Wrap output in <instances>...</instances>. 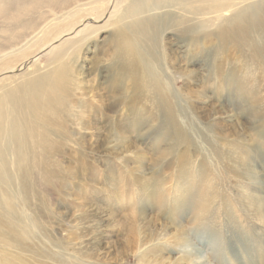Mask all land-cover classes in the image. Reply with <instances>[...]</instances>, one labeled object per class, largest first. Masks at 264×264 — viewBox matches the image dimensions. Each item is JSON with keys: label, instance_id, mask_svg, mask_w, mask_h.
I'll return each instance as SVG.
<instances>
[{"label": "rangeland", "instance_id": "374dc122", "mask_svg": "<svg viewBox=\"0 0 264 264\" xmlns=\"http://www.w3.org/2000/svg\"><path fill=\"white\" fill-rule=\"evenodd\" d=\"M6 1L8 0H0V3ZM110 1H108L101 18L96 19L94 15L82 18L75 24L72 32L62 35L49 46L45 44L46 47L41 49L40 43L53 38L60 29H68L72 21L82 12L74 9L63 18L51 20L54 17L53 14H58L56 11L65 5L74 7L76 2L81 3L82 0H57L51 4L48 1H43L38 7L40 9L35 12L37 15L44 11L47 16L44 15L43 20L47 23L45 26L48 27L44 32L25 39L16 48L17 50L5 59L8 61L12 58L18 60L22 56L38 50L11 70L0 72V83L1 80L9 77H22L26 73L32 72L34 67L40 69L45 67L50 62L48 55L51 47L75 37L86 27H104L90 34L89 41L77 51L73 58L76 59L73 68L74 77L76 79L79 76H77V72L89 76V82L92 83L95 92L93 96L92 94L86 95L89 98L83 100L84 105L95 110L98 120L101 121L102 129L107 127L112 131V134L114 133V136H117L116 138L123 139L126 144L132 145V148L122 154H116L112 149L101 150L94 147L95 144L90 146L91 142L93 144V139L97 138L94 130L91 128L82 131L75 130V125L72 126L68 123V130L71 131L70 137L63 139L56 136L54 141L55 144L59 142V151L61 150L57 157L59 166L57 165L54 176L47 177L40 183H34L33 187L35 188L30 191L24 189L22 184L21 187L18 186L19 179L15 176L5 185L9 193L16 195L15 200L19 207L17 223L19 225L29 224V230L35 235L27 239L29 247L23 246L26 249L25 252L0 244L3 247L0 248V264L5 257H11V254L17 253H20L25 260L27 259L32 264H40L38 260L45 258L40 256L37 251L50 253L51 256L45 259L48 264H99L94 259L89 260L87 256L79 257L71 248L73 244L88 237V235L85 236L86 230L81 229L87 224V219L92 218V220H97L96 223H102L95 229L96 232L107 229L106 232L111 235L109 237L111 248L123 250L129 240L125 236H121L120 229L122 227L113 223L107 228L105 222L109 221L111 217L116 220L120 219L121 222H128L131 215L136 218V215L145 212L147 215L158 217L157 224L152 225L156 230L160 228L158 226L160 222L170 226L172 223L169 224L164 214L171 209L164 213L161 205L164 207L172 205L173 208V202L178 196H182L185 206L179 207L176 215H173L175 217L173 219L186 227L189 241L185 250L191 253L192 258L198 262L203 261L204 264H264V224L257 216L253 215L255 213L248 200L251 195L255 194V190L260 189L257 192V194L259 193L257 198L259 199L260 196V200L264 201V128H262L264 122V64L251 55L254 52L253 45H262L264 36L252 31L249 34L251 37H248L246 41L250 45L249 47L240 48L236 41H229L227 44H222L223 51H219L217 45L221 43L218 44L216 37L210 35L204 43L205 49H197L202 53L198 52L193 55L195 51L191 50L193 49L192 45L187 46L182 38L169 37L171 33L167 31L168 29L167 32L163 30L164 27L178 23V18L181 16L189 17H185L186 19L201 17L192 16L194 12L182 11V9H187L186 4H179L181 2L176 0ZM115 1H118L116 5H114ZM135 1L141 3L140 7L124 21L132 23V17L140 18L139 20L153 19L145 31L140 28L134 33L137 36L142 35L140 45L144 47V54L147 59L153 62L150 64L154 65L156 74L157 72L161 74V76L159 74L157 76L160 80L162 78L163 84L166 83L164 87L167 88L163 93L167 92L178 124L184 130L183 133L189 136V144L177 141V136L172 134V130L168 126L166 112L163 109L154 108L143 94L134 91L130 82L126 81L121 84L119 83L121 79L112 76L115 71L113 69L115 63L113 64L112 60L116 61L117 53L113 50V39L109 37L113 26L111 23L123 14L122 12L131 2ZM192 1L193 5L199 2L198 0ZM245 1L260 5L263 3L264 8V0ZM182 3L184 2L182 1ZM190 11H192V7ZM227 14L226 11L223 12L222 17H228ZM162 17L165 20L161 21ZM5 22L6 20L0 15V43L5 42L1 37L3 36L1 29ZM189 23H192V20ZM208 28L211 30L214 26L211 25ZM27 30L29 29L20 26L14 27L15 35H21ZM205 30L207 31V28ZM168 38L173 39L175 43L170 45V48L167 47L169 46L166 42ZM185 44L186 48L188 47L189 53L187 54L184 50ZM174 47L177 50L172 52V55L177 62H181L185 55H187V59L190 58L194 62L190 66L194 72L189 80H186L183 74H178L169 67L168 57L171 53L169 49ZM5 59L0 60V65ZM262 59L264 61V58ZM69 62L71 63L72 59L68 60ZM110 66L112 68H109ZM115 78H117L116 82ZM111 79L112 81H110ZM79 87L81 88V85ZM217 96L221 97L217 98ZM218 99H220L219 103L223 104L224 112L216 117L213 111L216 110L219 103H216L215 106L213 101L217 100L218 102ZM72 100L73 102L79 101L76 90L72 92ZM108 107L110 108L108 109ZM249 108L254 113L255 119L248 120L241 117ZM195 112L202 115V119L196 118ZM72 114L75 116L73 111ZM232 114L235 115V118L236 114L240 115L238 120L244 125L242 128L237 124L238 128L236 127V129L240 131L239 135L234 134L235 128L232 130L229 123L223 118L226 115L233 118ZM86 116L84 113L82 119L84 120ZM103 117L109 121L104 122ZM86 119L88 122L87 117ZM216 134L218 137H215ZM60 138L61 140H58ZM208 140H212V143L220 146V152L233 155L232 161L225 157H219L221 160L216 159L212 151L213 148L205 143ZM229 143L235 144L237 150L229 152L227 150ZM242 151H245L246 154ZM184 160H187L188 163H185ZM248 166L249 175L245 173ZM138 167H142L145 172H138ZM228 168H231L232 171H229ZM183 169L185 174L180 175L179 173ZM56 172L58 173L56 174ZM256 181H261L262 189L258 186L255 188ZM143 184H146L145 188L151 192V198L146 197L148 192L146 193L147 190L142 189ZM211 189H213V194H211ZM206 190H210L209 197H206ZM160 195L163 196V200L159 201V204ZM2 198L3 196H0V201ZM202 200L203 202L205 200L204 208L200 206L203 204ZM102 207L103 209H101ZM0 213L7 216L1 207ZM200 213L202 214L200 215ZM97 217L104 218V221L99 222ZM62 218H65L64 222ZM30 219H32L31 222ZM85 221L87 222L84 223ZM61 222L64 224L62 225ZM57 224L62 226L58 227ZM147 232L148 228L143 234H139V232L137 234L138 241L141 239L142 241L139 242L141 244L145 242L144 244L140 245L135 237L129 241L130 248L132 247L131 251L127 252L124 262L119 261L118 264H140L137 254L142 253V250L149 248L154 242H156V249H164L165 246L172 247L168 246L169 244L159 245L157 239L146 242L147 238L144 235ZM0 235V238L5 236V232L1 228ZM49 239L60 244L52 245ZM32 245L34 246L32 247ZM173 248V252L164 254L172 258L184 254L185 250L174 246ZM106 249L104 246L101 251H106ZM52 255L60 257L53 259ZM108 256H106V260L105 258L100 260V264H113V259H110V255Z\"/></svg>", "mask_w": 264, "mask_h": 264}, {"label": "bare ground", "instance_id": "6f19581e", "mask_svg": "<svg viewBox=\"0 0 264 264\" xmlns=\"http://www.w3.org/2000/svg\"><path fill=\"white\" fill-rule=\"evenodd\" d=\"M43 1H48L50 2L49 4H51L57 0H8L6 2L0 3V15H2L3 18L6 20L1 29V33L3 34V36L1 37L2 40H4L5 42L0 43V60L8 58L13 51L17 50L16 48H18V46L23 41H25V39L33 37L42 31L44 32V30L48 27L45 26L47 23H45L43 20L45 15L44 11L39 12L37 15L35 12L40 9L38 7L40 4L43 3ZM108 1L110 0H82L81 3L76 2L77 5L73 4L74 7L72 5L70 7H68L69 5H65L63 8L59 9V11H56L58 12V14L54 13V17L51 20L63 18L65 15H69V13L74 9L81 10L82 12L81 15L76 18L77 20L75 19V23H73L75 21L73 20L68 29L58 30V32L54 35L53 38L40 43L39 46L42 45L40 48L44 49L46 46H49V44L59 39L62 35L67 34L70 31L72 32V29L75 24L86 16L94 15L96 19L101 18V16L106 10V5ZM176 1L181 2L179 4H186L185 7H187V9H182V11L185 10L188 13L194 12L192 16L196 15L197 17H201L199 19H186L189 17L185 16V18L181 16L178 18V23L172 24V26L164 27L163 30L165 32L168 29L167 31L171 33L169 37L175 36L178 38H182L187 43V46L192 45L193 49L191 50L195 51L193 55L198 54V52L199 54L202 53L200 51H197V49H205L204 43L207 40V37L210 35H214L216 37L218 44L221 43L217 45L219 51H223L222 44H227L229 41H236L240 48L249 47L250 45L246 43V41L248 40V37H251V35L249 34H251L252 31L258 32L259 34L264 36V13H262V11H264L263 3L261 5L258 3H246L245 0H238L240 2L236 0H198L199 2L197 3L195 0L196 5H193L192 3L194 2L192 0H182L184 3H182L181 0ZM117 3L118 1H115L114 5H116ZM140 5L141 3L139 4L136 1L133 3L131 2V4L126 9H124V11L122 12L123 14L121 13L122 15L117 17V19L113 23H111V25L113 26L111 32L109 33V37L110 39H113V50L117 53V57L115 58L116 61L112 60V63H115L113 67L115 71L112 76H116L121 79L119 81V83L121 84L126 81L130 82L134 91L143 94L144 97L149 100L150 104L154 106V108L163 109L166 112L168 126L172 130V134H175L177 136V141L189 144V136L183 133L184 130H182L181 126L178 124L176 114L172 105L170 104L171 100L167 97V92L163 93L164 91H166L167 88L164 87V84L166 83L163 84L164 81L162 80V78L161 80L159 78L161 74L157 72V74H159V76H157L154 65L150 64L153 62L147 59L146 54H144V47L140 45L142 35L137 36L134 33L140 28L145 31L146 27L151 24L153 19L144 18L139 20L140 18L137 19L132 17V23L124 21L126 17L133 15L138 10ZM191 7L192 11H190ZM225 11L228 13V17L223 18L222 14L223 12L225 13ZM163 20L165 19L162 17L161 21ZM191 20L192 23H189V21ZM211 25H213L214 28L210 30L208 27ZM15 26H20L21 28H28L29 30L25 31L21 35H15ZM103 28L104 27H86L78 34H76L75 37L62 41L59 44L51 47V50L49 51L50 53L48 55L50 62L47 63L45 67H42L41 69L34 67L32 72L26 73L25 75L19 78L9 77L1 80L0 196H3V198L0 201V207L4 210L7 216H4L0 213V228L5 232V236H2L0 238V244H2L3 246H7V248H15L17 250L25 252L26 249H24L23 246L29 247L27 239L29 237H34L35 234L31 230H29V224L24 223L19 225L17 223V220L19 219V207L18 203L15 200L16 195L14 193H9L5 188V185L8 184V181L15 176L19 179L18 186L21 187L22 184V186L24 185V189L30 191L32 190V188H35L33 187L34 183H40L42 182V180L47 179V177L51 178V176H54L57 165L59 164L57 157L59 156V153L61 151H59V142L57 141L58 144H55L54 141L56 136H58V138L61 137L63 139L70 137L69 135L71 131L68 130V123L72 124V126L75 125V130L79 129L82 131L87 128H91L94 130V133L97 134V138L93 139V144L91 142L90 146L95 144L94 147H97L98 149L100 148L101 150L112 149L114 152H116V154H122L132 148V145L126 144L123 139L119 140L118 138H116L117 136H114V133L112 134V131L105 127V125V129H102V126H100L101 121L100 119L98 120V117L95 114V110L84 105L83 100L89 98L86 97V95L92 94L93 96V93L95 92V90L92 88V83L90 84L89 82V76H86L85 73L77 72V76H79L76 79L74 77L75 73L73 68L74 63L76 62V59H73L74 56L77 54V51H79V49H81V47L87 41H89V38L91 37L90 34H93ZM206 28L207 31L211 32H207L205 30ZM166 42L167 44H169V46H167L169 48L170 45L174 43L173 39L170 38H168ZM45 44L47 45L44 46ZM253 46L254 52L251 53V55L254 59L261 60V62L264 64V61L262 59L264 58V43L262 45L255 44ZM184 47L186 54L189 53L188 47L186 48V44ZM37 50L32 51L30 54L22 56L18 60H13L12 58L10 59V61H8L7 59H5L4 62L1 63L2 65H0V72L11 70L19 62L34 55ZM170 50V57H168L170 69L174 70L178 74H183L186 80L191 79L194 69H191L190 66H192L194 62L190 60V58L187 59V55L182 57L183 60L181 62H177L174 56L172 55V52L174 53L177 48L174 47L169 49V51ZM71 59L72 62L68 63V60ZM109 68L112 67L110 66ZM96 74H98L97 71ZM110 81H112V79ZM116 81L117 78H115V82ZM193 81L196 82V80ZM79 85H81V88L79 87ZM89 86L91 87V89ZM74 90L77 91L80 102H73L72 92ZM218 97L221 96H217V98ZM219 100L220 99H218V102L217 100H215V102L213 101V105L215 104L216 106V103H219ZM111 107L113 106L111 105ZM109 108L110 107H108V109ZM223 108L224 107L222 103H219L217 105L216 110L213 111L216 117L220 116L219 114H222L224 112ZM72 111L74 112L75 116H72ZM104 112L106 113L105 110ZM84 113H86L87 115L86 117L88 118V122L86 121V117H84L86 120L82 119ZM195 114L196 118L202 119V115L196 112ZM243 114L245 115L241 117L245 119H255L254 113L250 108L246 110ZM238 116L240 115L236 114L235 118V115L232 114L233 118H231V116L229 115L223 117L229 123V126L232 128V130H234L235 128V131L233 132L236 135H239L240 132L238 131V129H236L237 124L238 126H242V128H244L243 123L239 122ZM105 121L108 122L109 119H104V122ZM215 124L218 125L217 122H215ZM262 128H264V122L262 123ZM82 137L84 138L85 136ZM91 137L93 138V136ZM215 137H218L217 134L215 135ZM61 138L58 140H61ZM205 143L207 145H210L211 148H213L212 151L216 159L219 157H225L232 161L233 155H226L227 153L220 152V146H216L214 143H212V140L205 141ZM227 147V150H229V152H231L232 150H237V147L233 143H229ZM242 153L246 154L245 151H242ZM220 158L218 160H221ZM184 161L185 163H188L187 160ZM183 164L184 163H182V165ZM221 166L223 167V165ZM228 169L229 171H232L231 168ZM137 170L138 172L144 171L142 167ZM57 173L58 172H56V174ZM245 173H250L249 166L247 167V171ZM179 174H185V170L183 169L182 171H180ZM251 181L255 183V181ZM260 182L261 181H256L257 185L255 186V188H257L258 186L262 189ZM145 186L146 184H143V190H147ZM211 190V194H213V189ZM259 190H255V194L251 195L248 200L250 201V204L253 207V211L255 213L253 215L257 216L258 219L264 224V208H262L264 206V201L263 199L260 200V196L259 199L257 198L259 194H257V192ZM147 192L148 190L146 191V193ZM209 192L210 190H206V197H209ZM147 195L149 196H146L147 198H151V192H148ZM161 200H163V196L160 195L158 203ZM183 205L184 200L182 196H178L177 199L174 200L173 208L172 205H167L166 207L161 205V209L164 213H166V210L171 209L168 213L164 215L165 218L169 221V224H172H170V226H167L168 224L166 225L165 223L160 222V224L158 223V226H160V228L157 230L152 225L157 224V221H159L158 217L154 215H147L145 212H141V215L135 214L136 218L134 217V215H131L132 217H130L128 222H121L120 219L116 220L115 218L111 217L109 221H107L108 219L106 220L107 222H105V225L107 228H109V226H111L113 223L118 226L120 225L122 227L120 229L121 236H125L126 238H128L129 241H131L132 238L135 237L137 242L142 241L141 239L138 241V232L139 234H143V232H145V230L148 228V232L144 235V237L146 236L147 238L146 242H151L157 239L159 245L169 244L168 246H172H165L164 249H156V242L152 243L149 248L147 247L146 249L142 250V253L137 254L139 257L140 264H204L203 261H196L194 258H192L191 253L185 250L186 246H188L189 241L186 227L182 223L176 222V220L173 219L175 218L173 215H176L179 210V207H182ZM200 206L202 208L205 207V200ZM103 207L101 209H103ZM201 214L202 213H200V215ZM97 218H99V222L104 221V218L102 219V217ZM64 220L65 218H62L63 222ZM93 220L92 218H90L87 219L88 222H84H87V224H85L84 227H81V229L84 228L86 230L87 234H85V236L88 235V237H86L85 240H82L77 244H73L71 246L72 250L75 251V253L79 257L87 256L89 260L94 259L98 261L99 264L100 260H104V258L106 260V256L108 255H110V259H113V264H118L119 261L124 262V259L128 254L127 252L129 250L131 251L132 248H130V242L128 241L129 243L127 242V244L124 245L125 248L123 247V250H118L115 247L111 248V246L109 245V237H111V235L106 232L107 229H101V231L96 232L95 229L98 228L100 226L99 224L102 223L98 224L95 222L97 220ZM31 221L32 219H30V222ZM61 224H57V226L59 227ZM1 235H3L2 232ZM49 242L52 245H56L55 243L60 244L59 242H53L50 239ZM144 243L145 242H142V244ZM50 244L48 245L50 246ZM103 244L104 246H106L107 249L106 251L102 252L101 248L104 247ZM142 244L140 243V245ZM1 246L0 248H3ZM33 246L34 245H32V247ZM173 246L185 250L183 251L184 254L174 258L165 255L164 253L168 254L174 251ZM66 248L68 249V247ZM170 248L173 249L170 250ZM124 250L126 251L124 252ZM30 252L32 254V251ZM37 253H40L39 255L43 256V258L45 259L46 257L51 256L50 253H48L47 251H37ZM10 256L11 257L7 256L4 258V260H1V264H32L27 259L25 260L20 255V253L14 255L11 254ZM59 257V255H52L53 259H58ZM45 259L38 261L40 264H46L47 261Z\"/></svg>", "mask_w": 264, "mask_h": 264}]
</instances>
